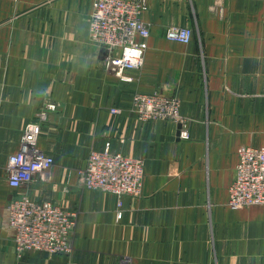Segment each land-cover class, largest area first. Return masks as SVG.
<instances>
[{
    "label": "crops",
    "instance_id": "1",
    "mask_svg": "<svg viewBox=\"0 0 264 264\" xmlns=\"http://www.w3.org/2000/svg\"><path fill=\"white\" fill-rule=\"evenodd\" d=\"M93 2L0 0V264H264V204L228 203L239 147L264 142V0H147L145 62L130 82L91 37ZM171 25L192 27V40L167 38ZM136 92L178 97L191 137L139 119ZM49 101L39 143L54 165L15 189L7 159ZM108 143L145 161L121 218L117 197L78 174ZM21 193L77 213L70 252L18 253L7 204Z\"/></svg>",
    "mask_w": 264,
    "mask_h": 264
},
{
    "label": "built area",
    "instance_id": "2",
    "mask_svg": "<svg viewBox=\"0 0 264 264\" xmlns=\"http://www.w3.org/2000/svg\"><path fill=\"white\" fill-rule=\"evenodd\" d=\"M147 0H94L90 19L92 39L105 51L106 69L119 79L130 82L129 70L145 62L144 39L150 28L143 20ZM167 38L189 43L190 26L171 25ZM139 56H131V51ZM132 108L141 120L170 119L180 124L181 138L191 137L190 121L181 113V100L162 93L136 92ZM57 103L49 101L38 112V119L26 123L20 148L7 159L8 183L15 189L27 188L37 174L47 175L54 165L52 154L39 143L43 123ZM121 112L120 107H112ZM236 175L230 186L228 203L233 208L264 204V142L241 145L238 149ZM84 187L110 192L117 197L116 214L123 216L124 197L140 195L145 177L143 158L116 151L108 143L103 149H92L86 166L79 170ZM8 225L13 232L18 253L29 250L70 252L77 224V213L65 210L51 200H35L28 193L17 194L7 204Z\"/></svg>",
    "mask_w": 264,
    "mask_h": 264
},
{
    "label": "clouds",
    "instance_id": "3",
    "mask_svg": "<svg viewBox=\"0 0 264 264\" xmlns=\"http://www.w3.org/2000/svg\"><path fill=\"white\" fill-rule=\"evenodd\" d=\"M129 54L131 56H139V52L138 51H135V50L131 51Z\"/></svg>",
    "mask_w": 264,
    "mask_h": 264
},
{
    "label": "water",
    "instance_id": "4",
    "mask_svg": "<svg viewBox=\"0 0 264 264\" xmlns=\"http://www.w3.org/2000/svg\"><path fill=\"white\" fill-rule=\"evenodd\" d=\"M179 127H180V124H179Z\"/></svg>",
    "mask_w": 264,
    "mask_h": 264
}]
</instances>
